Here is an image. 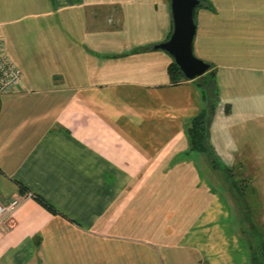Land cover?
<instances>
[{
	"label": "crops",
	"instance_id": "crops-1",
	"mask_svg": "<svg viewBox=\"0 0 264 264\" xmlns=\"http://www.w3.org/2000/svg\"><path fill=\"white\" fill-rule=\"evenodd\" d=\"M204 1L210 164L185 128L206 107L202 77L173 84V58L155 49L171 0H0L23 75L0 97V203L21 201L0 224V264H254L222 162L264 160V0Z\"/></svg>",
	"mask_w": 264,
	"mask_h": 264
},
{
	"label": "rangeland",
	"instance_id": "rangeland-1",
	"mask_svg": "<svg viewBox=\"0 0 264 264\" xmlns=\"http://www.w3.org/2000/svg\"><path fill=\"white\" fill-rule=\"evenodd\" d=\"M209 3L204 1L203 5L199 7L196 10V18L197 13L200 9H202L204 6L208 5ZM211 5V4H210ZM197 41H199V38L196 37L195 44L197 45ZM194 44V45H195ZM194 54L197 58H199L197 52L194 51ZM201 59V58H199ZM204 62H208L205 59H201ZM212 70V67L211 69ZM206 77V76H205ZM201 78L199 81L201 84H204L206 81V78ZM210 79V80H209ZM212 78H208V81H211ZM212 82V81H211ZM213 88V87H212ZM211 96H214L213 90L210 91ZM209 150L207 151V155L209 154ZM209 158L205 159V161L210 164V160L214 161L215 156H213L211 153L208 155ZM220 158V157H219ZM222 159V158H221ZM219 161V160H218ZM223 161V159H222ZM225 161L222 162V168H224V176L226 175L227 179V186L230 190V193L227 192V195L229 199L231 200V203L233 204L235 209V221L234 224L237 228L244 227L243 233L246 234L245 237H247V242L252 243L255 245L252 247L254 250H252L254 258V264H264V221H263V214H264V207L261 204V201L259 200L260 193L257 189H255V182L257 179H255L256 172L261 165L259 166L258 163L263 164L264 168V160L262 162L258 161V163L253 166L251 162L244 163V166L239 168L240 170L237 171L238 167L237 165H233L232 170H228V168L224 165ZM224 165V166H223ZM202 168L208 171V168L205 165H202ZM264 170V169H263ZM211 172V171H210ZM233 175H236L235 179L233 178ZM213 181H215L220 188L226 192V185L222 181L217 180L216 178L211 177ZM235 197V198H234ZM259 202V203H258ZM239 216L242 217V226L240 227V221ZM250 234V237H249Z\"/></svg>",
	"mask_w": 264,
	"mask_h": 264
},
{
	"label": "water",
	"instance_id": "water-1",
	"mask_svg": "<svg viewBox=\"0 0 264 264\" xmlns=\"http://www.w3.org/2000/svg\"><path fill=\"white\" fill-rule=\"evenodd\" d=\"M201 3V0H171L173 32L166 42L155 46L169 53L189 81L204 76L212 67L194 54L196 10Z\"/></svg>",
	"mask_w": 264,
	"mask_h": 264
},
{
	"label": "trees",
	"instance_id": "trees-1",
	"mask_svg": "<svg viewBox=\"0 0 264 264\" xmlns=\"http://www.w3.org/2000/svg\"><path fill=\"white\" fill-rule=\"evenodd\" d=\"M201 5H203L204 0H201ZM169 75L171 77V80L173 84H178L181 82H187L189 81L186 79L181 72L180 68L176 65V63L172 62V64L169 66ZM206 76V77H205ZM206 78V81L204 84H200L199 86L202 87L203 91V98L206 104V107L199 113L198 116L191 119L187 122V126L185 123V128L187 130V134L189 136L190 141V147L191 151L199 153V154H206L208 150L211 151L212 147L210 145V140L208 136L209 132V125L211 122V118L216 111L217 107V90L215 87V78H216V72L212 69L207 74L202 76V78ZM201 78V77H200ZM208 78H212L211 81H208ZM210 80V79H209ZM213 87V88H212ZM213 90L214 96L212 97L210 94V91ZM212 153V151H211ZM209 158V156L207 157ZM236 175H233V178L235 179ZM40 200V199H39ZM41 201V200H40ZM44 206H46L48 209L55 211L51 205L47 203H43Z\"/></svg>",
	"mask_w": 264,
	"mask_h": 264
},
{
	"label": "built area",
	"instance_id": "built-area-1",
	"mask_svg": "<svg viewBox=\"0 0 264 264\" xmlns=\"http://www.w3.org/2000/svg\"><path fill=\"white\" fill-rule=\"evenodd\" d=\"M22 72L8 56L3 38L0 36V97L16 92L22 83ZM21 204L20 200H14L8 205L0 203V224L12 216Z\"/></svg>",
	"mask_w": 264,
	"mask_h": 264
}]
</instances>
